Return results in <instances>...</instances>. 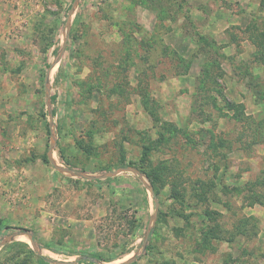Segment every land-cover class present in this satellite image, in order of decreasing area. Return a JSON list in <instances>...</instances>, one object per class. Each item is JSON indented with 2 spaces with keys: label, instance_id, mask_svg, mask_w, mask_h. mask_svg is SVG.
Instances as JSON below:
<instances>
[{
  "label": "rangeland",
  "instance_id": "1",
  "mask_svg": "<svg viewBox=\"0 0 264 264\" xmlns=\"http://www.w3.org/2000/svg\"><path fill=\"white\" fill-rule=\"evenodd\" d=\"M263 48L264 0H0V264H264Z\"/></svg>",
  "mask_w": 264,
  "mask_h": 264
},
{
  "label": "trees",
  "instance_id": "2",
  "mask_svg": "<svg viewBox=\"0 0 264 264\" xmlns=\"http://www.w3.org/2000/svg\"><path fill=\"white\" fill-rule=\"evenodd\" d=\"M252 37H255V36H252ZM254 39V38H253ZM263 43V42H262ZM261 44V43H260ZM264 49V48H263ZM219 67V66H218ZM211 69V68H210ZM209 72V71H208ZM211 75V76H210ZM213 75V76H212ZM254 75V74H253ZM207 76H210V78L211 77H215L214 78V80L215 81H217V79L216 78H218V76L217 75H215V74H213V73H211V71H210V74L209 75H207ZM254 77H257L258 79H257V81L255 82V83H253V84H251V86L253 87V89L255 90V95H256V97H257V101H262V100H264V80H261V79H259V75H254ZM220 93H222V95H223V99H224V101H225V104L227 105V106H229V108L230 109H232V108H234L235 106H237V103L236 102H234V101H231V100H229V98L228 97H226L224 94H223V91L221 90L220 91ZM51 99L53 100V102H55L56 101V99H57V96L56 95H53L52 97H51ZM53 113L55 114L56 113V110L55 109H53ZM256 123V129H255V140H254V142L253 143H264V135H263V132H261V128L264 126V119H261V120H256L255 121ZM62 155V159H65L64 158V155L63 154H61ZM45 161H47V160H45ZM149 175V177H150V179H151V181H152V183H153V185H155V181H156V179H157V177L156 176H152L151 174H148ZM156 192H159L157 189H156ZM7 227H9L10 228V226H7ZM236 233H238V234H244V230L241 228V227H237L236 228ZM235 236V235H234ZM231 240H233V238H231ZM38 263L39 264H48V263H46L43 259H38Z\"/></svg>",
  "mask_w": 264,
  "mask_h": 264
},
{
  "label": "crops",
  "instance_id": "3",
  "mask_svg": "<svg viewBox=\"0 0 264 264\" xmlns=\"http://www.w3.org/2000/svg\"><path fill=\"white\" fill-rule=\"evenodd\" d=\"M248 41V40H247ZM249 44H250V42H249ZM254 45V44H253ZM252 44H251V46H253ZM254 48V47H253Z\"/></svg>",
  "mask_w": 264,
  "mask_h": 264
}]
</instances>
